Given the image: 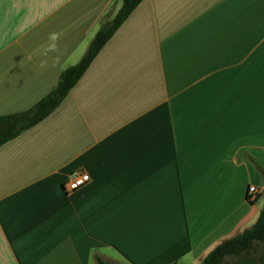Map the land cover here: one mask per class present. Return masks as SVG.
Instances as JSON below:
<instances>
[{"label": "crops", "instance_id": "0c3cea01", "mask_svg": "<svg viewBox=\"0 0 264 264\" xmlns=\"http://www.w3.org/2000/svg\"><path fill=\"white\" fill-rule=\"evenodd\" d=\"M121 2L0 0V114L45 95ZM256 164L264 0H141L62 101L0 145V264H198L255 221ZM74 169L91 180L66 192Z\"/></svg>", "mask_w": 264, "mask_h": 264}, {"label": "trees", "instance_id": "16d2710c", "mask_svg": "<svg viewBox=\"0 0 264 264\" xmlns=\"http://www.w3.org/2000/svg\"><path fill=\"white\" fill-rule=\"evenodd\" d=\"M141 0H122L113 17L104 21L80 59L61 70L56 84L26 109L0 114V145L48 115L83 75L101 47ZM264 178V168L256 164ZM258 196V195H257ZM249 199L250 201H255ZM98 264H113L97 257ZM198 264H264V203L255 221L218 242Z\"/></svg>", "mask_w": 264, "mask_h": 264}, {"label": "built area", "instance_id": "2783aa9c", "mask_svg": "<svg viewBox=\"0 0 264 264\" xmlns=\"http://www.w3.org/2000/svg\"><path fill=\"white\" fill-rule=\"evenodd\" d=\"M91 180L90 174L84 169H74L70 171L63 181V188L66 192H73L83 187ZM259 194V188L253 184L247 187V196L254 199Z\"/></svg>", "mask_w": 264, "mask_h": 264}, {"label": "rangeland", "instance_id": "374dc122", "mask_svg": "<svg viewBox=\"0 0 264 264\" xmlns=\"http://www.w3.org/2000/svg\"><path fill=\"white\" fill-rule=\"evenodd\" d=\"M264 203V190L262 191V193L258 196V198L256 199V201L254 202V206L258 209V211L260 210V208L262 207ZM259 213V212H258ZM254 222V221H253ZM252 222V223H253ZM251 223V224H252ZM249 224V225H251ZM248 225V226H249ZM247 227V226H246Z\"/></svg>", "mask_w": 264, "mask_h": 264}, {"label": "clouds", "instance_id": "9594fccd", "mask_svg": "<svg viewBox=\"0 0 264 264\" xmlns=\"http://www.w3.org/2000/svg\"><path fill=\"white\" fill-rule=\"evenodd\" d=\"M51 39H53V40L57 39L56 34H52Z\"/></svg>", "mask_w": 264, "mask_h": 264}]
</instances>
